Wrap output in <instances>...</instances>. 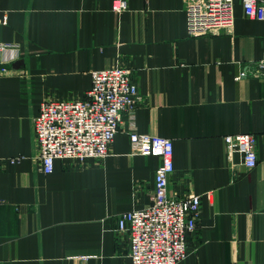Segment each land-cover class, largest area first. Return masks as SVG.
Here are the masks:
<instances>
[{"label": "crops", "instance_id": "obj_1", "mask_svg": "<svg viewBox=\"0 0 264 264\" xmlns=\"http://www.w3.org/2000/svg\"><path fill=\"white\" fill-rule=\"evenodd\" d=\"M112 4L0 0V264H132L119 218L151 203L160 163L132 152L133 128L173 140L171 195H201L177 264H264V20L234 0L231 29L193 36L184 0ZM115 65L132 70L142 101L122 113L110 154L43 173L42 101L84 98L92 72ZM236 133L257 137L253 169L226 147Z\"/></svg>", "mask_w": 264, "mask_h": 264}, {"label": "built area", "instance_id": "obj_2", "mask_svg": "<svg viewBox=\"0 0 264 264\" xmlns=\"http://www.w3.org/2000/svg\"><path fill=\"white\" fill-rule=\"evenodd\" d=\"M189 32L193 36L229 30L235 21L234 0H184ZM249 17L264 20V0H241ZM128 8V0H113L118 14ZM255 75L263 76L264 58ZM7 72V69H2ZM242 71L237 79L248 76ZM251 75H253L251 73ZM142 95L132 70L115 65L92 72V86L84 98L45 99L34 117L36 145L43 173L54 170L56 159H103L120 130L122 113H133ZM132 152L156 155L160 163L155 173V191L150 204L121 214L118 231L129 240L132 264H177L190 252L188 238L197 229L201 195L191 192L182 197L170 193L174 172L172 139L129 130ZM229 153L240 152L243 163L253 169L258 163L254 133L224 136Z\"/></svg>", "mask_w": 264, "mask_h": 264}]
</instances>
